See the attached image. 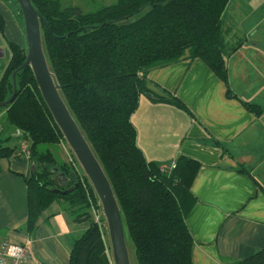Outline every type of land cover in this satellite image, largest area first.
I'll use <instances>...</instances> for the list:
<instances>
[{"label": "trees", "instance_id": "1", "mask_svg": "<svg viewBox=\"0 0 264 264\" xmlns=\"http://www.w3.org/2000/svg\"><path fill=\"white\" fill-rule=\"evenodd\" d=\"M228 1L115 0L86 12L77 5L62 6L60 0H31L42 15L40 27L49 68L111 184L137 264H192L193 238L186 215L195 201L191 185L199 163L180 155L173 168L162 171L161 163L146 161L136 142L131 115L141 95L181 104L174 96L148 89L146 76L152 68L200 58L226 78L221 46L222 14ZM17 12L23 23L18 4ZM4 26L0 14V33L5 38ZM5 40L10 58L0 78V102L11 96L12 73L17 71L15 96L0 107L5 111L0 122V157L23 155L18 143L12 148L7 145L11 136H3L5 124L28 141L33 166L25 179L24 227L32 231L53 202L66 200L76 219L89 224L73 238L68 264H108L103 234L88 209L89 199L94 203L99 199L83 180L85 174L71 171L65 162L57 163L54 152L40 148L42 144L59 145L65 139L31 68L18 69L25 60L26 43ZM247 105L258 114L264 109ZM54 168L67 177L62 189L77 187L65 195L54 192ZM235 264H264V249Z\"/></svg>", "mask_w": 264, "mask_h": 264}, {"label": "crops", "instance_id": "2", "mask_svg": "<svg viewBox=\"0 0 264 264\" xmlns=\"http://www.w3.org/2000/svg\"><path fill=\"white\" fill-rule=\"evenodd\" d=\"M228 3L221 49L224 58L227 50L234 58L225 62L226 78L200 58L152 68L146 76L148 89L174 96L181 104L141 95L131 115L146 161L166 164L182 155L199 163L191 185L195 201L186 215L192 264H235L264 249V109L258 114L247 105L264 108V95L257 92L264 88V60L256 58L264 48V1L253 3L231 33L223 25ZM5 10L0 6L2 16ZM23 32L16 28V35L5 32V38L19 42ZM5 38L0 33V40ZM6 47L0 44V58L7 50L10 58ZM4 126L11 136L7 145L19 144L12 136L17 130ZM32 170L23 155L0 157V242L26 243L29 264H68L72 240L87 229L88 221L76 219L56 200L28 231L25 179ZM53 177L57 181L58 173Z\"/></svg>", "mask_w": 264, "mask_h": 264}, {"label": "water", "instance_id": "3", "mask_svg": "<svg viewBox=\"0 0 264 264\" xmlns=\"http://www.w3.org/2000/svg\"><path fill=\"white\" fill-rule=\"evenodd\" d=\"M16 2L23 18L27 47L25 60L18 69L27 66L31 68L47 108L99 199L107 224L113 263L130 264L124 238L123 218L111 184L90 144L65 104L59 92L60 87L49 68L40 27L42 15L33 6L31 0H16ZM16 71L12 73L13 92L9 98L0 102V107L7 105L15 96ZM54 172L58 173L59 178L56 181L58 187L53 188L54 192L65 195L77 187V184H73L62 189L61 187L64 186L67 177L57 168H54Z\"/></svg>", "mask_w": 264, "mask_h": 264}, {"label": "rangeland", "instance_id": "4", "mask_svg": "<svg viewBox=\"0 0 264 264\" xmlns=\"http://www.w3.org/2000/svg\"><path fill=\"white\" fill-rule=\"evenodd\" d=\"M114 1L115 0H60L62 6L77 5V6L81 7L86 12L95 10L96 8H98L101 5L109 4V3H112ZM259 1H264V0H229L227 9H226L225 15H224L223 25L225 22V24L227 25V28H230V33H231V31L234 30V26L236 25V23L248 15L249 7L252 6L253 3L259 2ZM256 4L257 3H255L254 5H256ZM0 6H4L6 9L5 11L8 13L9 17L11 16L9 18V20L11 21V23H10L9 20L5 16V15H7V13L5 11L3 12L5 32L7 34L9 33L11 35H16V28H17V30H23L24 31V26H23L22 20H21V18L18 17L17 4L14 2V0H0ZM260 29H262V28L260 27ZM256 35H260V32H256ZM260 36H264V35H260ZM18 43H21L25 46V43H26L25 35H24L23 40L19 41ZM0 44L3 45L5 48H7L6 47L7 44H6V42H4V40H2V41L0 40ZM263 46H264V43H263ZM226 54H229V55L226 58H224V62H232L234 57L231 55L230 50H227ZM256 58H257V60L260 59L259 61L263 62V60H264V48H263V54L261 53V58L258 55H256ZM8 60H9V53L7 50L5 53V56L0 58V77L3 74V71H4V69L8 63ZM259 87L260 86L258 84V86L256 87V90ZM263 89H264L263 87H260L257 91L260 94V96L264 95ZM4 112L5 111L3 109H0V117H1V113L3 114ZM2 121H4V119ZM1 126L2 125L0 123V127ZM5 132H4L3 136H5ZM12 136L16 137L15 135H12ZM2 140H3V138L1 136V141ZM18 142H19V140H18ZM13 144H14L13 142H9V145H13ZM2 145L4 146V141H2ZM40 148L42 150L48 149L49 151L54 152L53 156H54L55 161L57 163L65 162L66 165L69 167V169H71V171L77 170L79 172V174H84L81 166L79 165V163L75 157V155L73 154L72 150L70 149V147L68 146V144L65 141H60L59 145L58 144L57 145H55V144H42V145H40ZM85 178H83V180L86 181L87 183H89L90 186H92L90 181L87 179L86 176H85ZM61 201H63L65 203V205L68 206L69 208L71 207V204L69 202H67L66 200L61 199ZM88 203H89L88 209L89 210L92 209L90 215H91V217H93V212L95 213V218H97L99 228L101 230V233L103 234V239H104V243L106 246L107 258H108L107 262H108V264H114L113 260H112V251H111V245H110V240H109V235H108L107 224H106V220H105L100 202L95 201V203H94V199H89ZM123 227H124V238H125V244H126V248H127V252H128L129 262H130V264H137V261L135 258L134 246H133V243L130 239V236H129V233H128V230H127L125 223L123 224Z\"/></svg>", "mask_w": 264, "mask_h": 264}, {"label": "built area", "instance_id": "5", "mask_svg": "<svg viewBox=\"0 0 264 264\" xmlns=\"http://www.w3.org/2000/svg\"><path fill=\"white\" fill-rule=\"evenodd\" d=\"M15 136L19 138V145L21 148V153L24 157H29L28 141L23 138L20 131H16ZM174 162L168 164H161L160 169L162 171H167L173 168ZM92 210V209H91ZM93 218H95V213L93 212ZM98 223V222H97ZM28 260V249L27 244L24 243H14L8 241L0 242V264H29Z\"/></svg>", "mask_w": 264, "mask_h": 264}]
</instances>
